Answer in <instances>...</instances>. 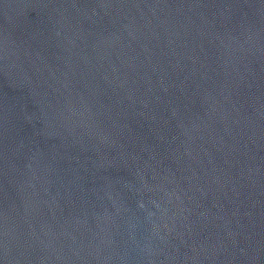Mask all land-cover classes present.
<instances>
[{"label": "water", "instance_id": "1", "mask_svg": "<svg viewBox=\"0 0 264 264\" xmlns=\"http://www.w3.org/2000/svg\"><path fill=\"white\" fill-rule=\"evenodd\" d=\"M0 264H264V0H0Z\"/></svg>", "mask_w": 264, "mask_h": 264}]
</instances>
